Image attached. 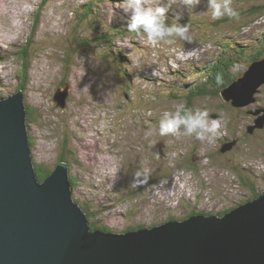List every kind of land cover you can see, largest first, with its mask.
Masks as SVG:
<instances>
[{"label":"rangeland","instance_id":"374dc122","mask_svg":"<svg viewBox=\"0 0 264 264\" xmlns=\"http://www.w3.org/2000/svg\"><path fill=\"white\" fill-rule=\"evenodd\" d=\"M13 1L5 0L8 10H14ZM261 1L232 0L239 18L218 27L206 3H200L199 14L207 15L203 30L195 12L182 8L180 0H146L150 6L166 4L168 23L190 25L193 37L191 43L177 38L155 46L127 31L129 14L120 8L122 0H59L58 5L29 0L16 18L0 14V35L6 38L5 43L0 38V93L24 89L33 163L52 172L59 152L67 150L61 152L72 196L91 225L122 232L194 215L220 218L264 194V122H255L264 115V82L245 106L231 105L217 87L188 101L183 96L198 81L205 79L209 87L202 68L218 53L230 63L218 70L231 76L223 82L246 91L251 62L258 60L255 55L264 57V12L248 13L247 8ZM118 27L124 34L116 33ZM183 65L187 72L176 76V67ZM55 95L65 96L64 106L57 105ZM176 103L206 108L220 123L217 138L209 143L160 136V115ZM261 106L255 114L248 111ZM161 140V153L152 152L150 147ZM137 170H147L148 181L133 187Z\"/></svg>","mask_w":264,"mask_h":264},{"label":"water","instance_id":"95a60500","mask_svg":"<svg viewBox=\"0 0 264 264\" xmlns=\"http://www.w3.org/2000/svg\"><path fill=\"white\" fill-rule=\"evenodd\" d=\"M251 66L246 91L233 90L234 84L222 89L233 106L252 102L264 82V57ZM23 96L17 90L0 101V264H264V197L220 218L192 216L122 232L91 229L67 187V162L60 160L38 185ZM65 99L54 96L60 106ZM255 122L260 126L264 115ZM157 146L152 150L161 153Z\"/></svg>","mask_w":264,"mask_h":264},{"label":"clouds","instance_id":"9594fccd","mask_svg":"<svg viewBox=\"0 0 264 264\" xmlns=\"http://www.w3.org/2000/svg\"><path fill=\"white\" fill-rule=\"evenodd\" d=\"M180 3L185 9H193L200 5L201 0H180ZM205 3L212 21L224 17L239 18L238 11L232 6V0H205ZM120 8L129 14L126 18L127 31L142 34L150 45L167 44L177 38L186 43L193 40L190 25L168 23L169 8L166 4L150 6L146 4V0H122ZM181 18L177 16L176 19L179 21ZM216 83L223 84V77L219 73L216 75ZM219 134L220 123L210 117L206 108H190L184 103H176L170 110L163 111L159 118L160 136H182L211 143ZM147 181V170H137L132 176L133 187H140Z\"/></svg>","mask_w":264,"mask_h":264},{"label":"trees","instance_id":"16d2710c","mask_svg":"<svg viewBox=\"0 0 264 264\" xmlns=\"http://www.w3.org/2000/svg\"><path fill=\"white\" fill-rule=\"evenodd\" d=\"M202 1H204V0H202ZM249 2L250 1H248V3ZM262 2H264V0H262L261 2H259L257 4H254V5H257V6L252 5L253 7L251 6L250 8H247L248 13L257 14L259 12V10H260L259 13H263L264 12V4ZM201 3H205V2H201ZM182 8H183V6H182ZM188 10H189V12L190 11H194L195 12V16H196L195 17V21H196V23L197 22L199 23L198 28L205 30L204 29V24H205V21L207 19V15H205V14H202L201 15V14H199V12H198V10H197L196 7L193 8V9H188ZM241 14H243V13H241ZM224 20H226V21L229 20L230 22L234 21V19H230V18H225L224 19L223 18L221 20H218L217 22L214 21V25L213 26L218 27V25H220V24L222 25V23H223ZM204 37H208L209 38L210 36L207 33H204ZM218 45L220 46V44H218ZM222 49H223V45H221V50ZM234 50H235V47L232 48V51H233V53L236 54V52ZM240 51H243V50H240ZM260 57H261V55H259V54L258 55H255V58L256 59L257 58H260ZM216 58L217 59L214 58V61H212L211 65H205V66L203 65V68H202L203 69L202 70V73H203L202 75H206L207 74V80H208V83H209V87H206V85H205L206 80L205 79L202 82L198 81L196 83V85L193 87L194 89L193 88L190 89V85H189L188 86L189 90L187 91L184 100L188 101L192 97H197L199 95L208 94L215 87H217L219 89H223V88H225L227 86L226 82H229V81L223 82L222 85H218L216 83V81H212V79H214V78L216 79V75L218 73L221 75L222 72L221 71H218L219 68H221L220 67L221 65H225L226 67L228 65H230L229 61L224 58L223 54L218 53ZM210 71H213V72H210ZM225 72H227V71H225ZM222 77H224L223 80H228V79H230L231 76H229L228 73H224V76L222 75ZM18 87L21 88L22 90H24L21 86H18ZM26 110H27V114H29V111H28L27 107H26ZM29 138L32 139V137L30 135H29ZM65 147H66V144H65ZM61 151H63L64 153L65 152L67 153V150L66 149H62ZM61 151L59 152L60 153V156H59L60 158L58 160L59 161L60 160L66 161L65 158H64V154H62ZM34 166H35V173H36L37 177L40 180H44L48 176V174L50 173V170L46 166H42V165L38 164V166H39L38 167L35 163H34ZM193 168H195V166H193ZM70 181H71V184H72V179H70ZM83 210H85V208H83ZM85 212H86V210H85ZM91 227L92 228H95V229L96 228H101L103 230H108L109 229L108 227H96V226H93V225H91ZM129 228L132 229L134 227H129Z\"/></svg>","mask_w":264,"mask_h":264},{"label":"bare ground","instance_id":"6f19581e","mask_svg":"<svg viewBox=\"0 0 264 264\" xmlns=\"http://www.w3.org/2000/svg\"><path fill=\"white\" fill-rule=\"evenodd\" d=\"M12 1V0H11ZM24 1H29V0H14L13 2H11V6H13V8H14V10L13 11H11V10H8L5 6H6V3H5V0H0V14L2 15V16H5L7 19H8V17H13V18H16L18 15H20L21 13L22 14H24L25 13V8H24ZM43 1V0H42ZM59 0H55V3L54 4H56V5H58L59 4V2H58ZM96 1V0H95ZM40 2V1H39ZM38 2V3H39ZM54 2V1H53ZM37 3V4H38ZM48 3V2H47ZM92 5H96L93 1H91L90 2ZM78 4V3H77ZM49 6V5H48ZM91 9H93V8H89V9H87L86 11L87 12H92V10ZM34 11H36V10H34ZM97 11H99V10H97ZM63 12V11H62ZM61 12V13H62ZM59 13V12H58ZM94 13H98V12H94ZM57 14V13H56ZM51 17V16H50ZM54 17V16H53ZM52 17V18H53ZM60 21V20H59ZM58 21V22H59ZM51 22H53V20L51 21ZM55 23V22H54ZM53 23V24H54ZM49 24V23H48ZM42 25V24H41ZM55 25V24H54ZM44 26V25H43ZM39 28V27H38ZM44 28V27H43ZM43 28H42V30H43ZM124 30L122 29V27H118L117 29H116V33L117 34H119V35H121V34H124V32H123ZM0 38H1V41H3L4 43L6 42V38H5V36L4 35H0ZM132 45V44H131ZM139 47V46H138ZM141 48V47H140ZM6 53V52H5ZM5 57V56H4ZM117 59H118V57H117ZM187 64H189V63H187ZM187 64H186V66H187ZM191 64V63H190ZM193 64V63H192ZM186 66H180V67H176V71H175V75L177 76L178 74H180V76H181V74L182 73H184V71L185 72H187L186 71ZM42 69V68H41ZM190 69H191V67H190ZM251 70H252V66H251ZM8 72V71H7ZM11 74V73H10ZM125 74L126 75H128V72H125ZM3 77H4V75H3ZM181 78V77H180ZM186 80V79H185ZM59 88H61V87H59ZM178 89V87H176V90ZM17 90H20V91H22V96L24 95V93H23V90L21 89V88H19L18 87V89ZM17 90L15 91V92H17ZM59 90V89H58ZM15 92H13V93H11V94H5V95H2L1 93H0V101L1 100H3V99H5V98H7V97H9L10 95H12V94H14ZM217 92V91H216ZM68 94V93H67ZM223 95H224V93H223ZM184 97H185V95H183ZM24 97V96H23ZM23 97H22V99H23ZM66 100V99H65ZM25 100H23V103H22V105H24L25 106V113H26V115H27V110H26V103L24 102ZM66 102V101H65ZM29 121V120H28ZM94 129V128H93ZM96 130V129H95ZM27 134H28V137H29V131L27 132ZM163 140H161L160 142H158V141H156V142H154L153 144H155V145H158L157 147H162L163 146ZM34 144V143H33ZM155 145L153 146L154 148H155ZM153 147H150V149H151V151L153 152V150H152V148ZM161 150V149H160ZM113 153H115V152H113ZM163 157V156H162ZM107 158V157H106ZM61 161H63V160H61ZM33 162V161H32ZM64 162V161H63ZM66 162V161H65ZM92 163V162H91ZM56 166V165H55ZM95 167V166H94ZM112 168V167H111ZM34 169H35V167H34ZM49 169V168H48ZM55 169V168H54ZM97 171V170H96ZM53 172V171H52ZM52 172H50V173H52ZM65 172L67 173V176H66V183H67V187H69V186H72V184H71V181H70V179H69V166L66 164L65 165ZM107 174V173H106ZM112 174V173H111ZM49 175V174H48ZM47 176V175H46ZM48 177V176H47ZM46 177V178H47ZM45 178V179H46ZM44 179V180H45ZM36 180H37V182L39 183L38 185H40V184H42L43 182H44V180H40L38 177H36ZM245 197V196H244ZM260 197H264V194H262V195H259L258 197H256V198H254V199H252V200H249V201H246V202H244V203H242V204H240V205H238V206H235L233 209H231L230 211H228V212H226V213H224V214H222V215H218L217 213H214V214H217L218 216H220V217H223V216H225L226 214H228V213H230L231 211H233L234 209H237V208H239V207H241V206H243V205H245V204H247V203H250V202H252V201H254V200H256V199H259ZM72 198H73V196H72ZM120 198V197H119ZM163 198V197H162ZM204 199V198H203ZM73 200H74V198H73ZM120 200V199H119ZM75 201V200H74ZM76 202V201H75ZM112 203V202H111ZM114 203V202H113ZM225 211V210H224ZM194 216H198V215H194ZM87 218H88V214H87ZM88 220H89V218H88ZM89 222H90V220H89ZM90 226H91V224H90ZM155 226H157V225H153V226H150V227H155ZM139 229L140 228H144V229H146V228H149V226H146V227H138ZM137 228V229H138ZM91 229H94V228H92L91 227ZM134 229V228H133Z\"/></svg>","mask_w":264,"mask_h":264},{"label":"flooded vegetation","instance_id":"af4514ba","mask_svg":"<svg viewBox=\"0 0 264 264\" xmlns=\"http://www.w3.org/2000/svg\"><path fill=\"white\" fill-rule=\"evenodd\" d=\"M258 110H263L262 106L261 107L254 108V109H249L248 111L249 112H253V111H258Z\"/></svg>","mask_w":264,"mask_h":264}]
</instances>
